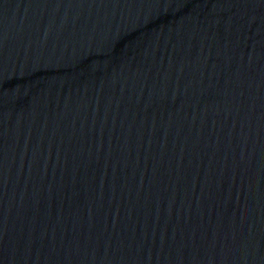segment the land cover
I'll list each match as a JSON object with an SVG mask.
<instances>
[{"label": "water", "instance_id": "water-1", "mask_svg": "<svg viewBox=\"0 0 264 264\" xmlns=\"http://www.w3.org/2000/svg\"><path fill=\"white\" fill-rule=\"evenodd\" d=\"M0 264H264V0H0Z\"/></svg>", "mask_w": 264, "mask_h": 264}]
</instances>
